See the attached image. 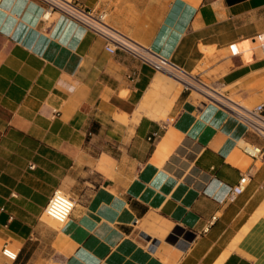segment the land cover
<instances>
[{
	"label": "crops",
	"instance_id": "obj_1",
	"mask_svg": "<svg viewBox=\"0 0 264 264\" xmlns=\"http://www.w3.org/2000/svg\"><path fill=\"white\" fill-rule=\"evenodd\" d=\"M75 1L264 99V0ZM103 44L38 0H0V264H264V139L193 91L167 104L157 71ZM55 190L75 199L59 226L43 219Z\"/></svg>",
	"mask_w": 264,
	"mask_h": 264
},
{
	"label": "built area",
	"instance_id": "obj_2",
	"mask_svg": "<svg viewBox=\"0 0 264 264\" xmlns=\"http://www.w3.org/2000/svg\"><path fill=\"white\" fill-rule=\"evenodd\" d=\"M43 4L44 15L52 12L67 16L84 26L87 30L99 35L103 38V47L107 52L113 53L122 50L141 63L148 65L153 70L168 75L178 81L182 88L189 91H196L202 96V102H212L217 106L225 109L228 113L243 122L247 129L253 131L264 139V102H258L252 106H247L239 101L231 102L232 105L223 101L218 96L226 97L224 91L210 87L207 82L200 78L196 73L188 71L169 57L163 55L159 51L154 50L145 45L118 28L114 27L107 21V13L103 9L88 8L75 0H38ZM260 40L259 47L264 55V30L257 35ZM255 37H253V40ZM230 45L233 52L232 47ZM218 95V96H217ZM157 133L154 132L153 136ZM243 151L253 157H257L261 152V147L255 144H244ZM248 181L247 174H242L238 183L233 187V191L240 192ZM75 199L68 193L55 190L49 197L44 213L58 223H64L73 207ZM2 253L10 258L15 259L16 252L4 244L1 247Z\"/></svg>",
	"mask_w": 264,
	"mask_h": 264
},
{
	"label": "rangeland",
	"instance_id": "obj_3",
	"mask_svg": "<svg viewBox=\"0 0 264 264\" xmlns=\"http://www.w3.org/2000/svg\"><path fill=\"white\" fill-rule=\"evenodd\" d=\"M256 48H257L258 51L260 50V47H259V46H257ZM259 52H260V51H259ZM157 77H167V78H169L168 76H166V75H164V74H161V73H158V76H157ZM157 77H156V78H157ZM170 79H171V78H170ZM171 80H173V79H171ZM205 82H207V84H209V86L211 85L212 88H213V87L219 88V89H217V90H219L220 92L224 91V92L227 94V96L231 97L233 100H235V101H239V102H241L242 104L247 105V106H252V105H254V104L258 103V102H262V101L264 100L262 97H257V98H255V100L250 101V100L244 98L241 94H238V93L233 92V91H232V92L227 91L228 86H223V85L218 84V83L216 84V83L208 82V81H206V80H205ZM172 86H173V88H176V89L178 90V92H179V89L182 88L181 84L178 83V82H176L175 80L172 81ZM211 86H210V87H211ZM216 88H214V89H216ZM194 94H195V93H194ZM176 95H177V94H176ZM176 95H172V100L175 98ZM199 96H200V95H199ZM201 98H202V97H201ZM172 100H170L169 103H171ZM169 103H168V104H169ZM47 217H48V215H46V214L44 213V214H43V219L46 220L47 222L53 224V222H52L53 219H52V218L50 219V217H49L50 220H48ZM53 221H54V220H53ZM57 223H58V222H57ZM59 225H60V223H58V226H59ZM44 264H56V263H53V260H52V259H49V260H47Z\"/></svg>",
	"mask_w": 264,
	"mask_h": 264
},
{
	"label": "bare ground",
	"instance_id": "obj_4",
	"mask_svg": "<svg viewBox=\"0 0 264 264\" xmlns=\"http://www.w3.org/2000/svg\"><path fill=\"white\" fill-rule=\"evenodd\" d=\"M158 73H160V72H158ZM161 74H163V73H161ZM165 75V74H164ZM166 76H168V75H166ZM169 77V76H168ZM171 77H169V78H167V77H157L155 80H154V82H153V84H152V87H154L155 89H157V88H161L163 91H164V97H165V101H166V103L168 104L169 103V101L170 100H172V95H176L177 93H178V90L176 89V88H173V86H172V81L173 80H175V79H173V78H171V79H173V80H171L170 79ZM176 81V80H175ZM176 82H178V81H176ZM179 83V82H178ZM211 86V85H210ZM212 87V86H211ZM213 88H216V87H213ZM216 89H219V88H216ZM219 91V90H218ZM192 93H195L197 96H199L200 94L199 93H197L196 91H193ZM160 94V93H159ZM227 95V94H226ZM149 96V95H148ZM218 96V95H217ZM200 97H202L201 95H200ZM220 99H223V101H225L226 103H228V104H230V105H232L231 104V102L230 101H234V100H232V99H230V98H228L227 96L226 97H223V96H218ZM146 99H148V98H146ZM146 99H144V100H146ZM162 99V98H161ZM156 101H157V99H156ZM160 101H162V100H160ZM201 101V100H200ZM234 102H236V101H234ZM159 103V102H158ZM157 103V104H158ZM162 103V102H161ZM166 103L164 102V104L166 105ZM147 104V103H146ZM160 105V104H159ZM159 110V109H158ZM151 113V112H150ZM152 115V114H151ZM160 115H163L162 113L161 114H159V113H155L154 115H152V116H160ZM151 116V117H152ZM164 116V115H163ZM157 117V118H158ZM241 144H243V143H241ZM49 217L50 216H48L47 217V219H49ZM50 219H51V217H50ZM53 219V218H52ZM54 220V219H53ZM52 220V222H53V225L54 226H58V223H57V221L56 220H54L53 221ZM57 228V227H56Z\"/></svg>",
	"mask_w": 264,
	"mask_h": 264
}]
</instances>
